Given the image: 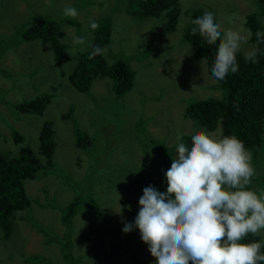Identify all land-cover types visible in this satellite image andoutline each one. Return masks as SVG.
Masks as SVG:
<instances>
[{"label":"rangeland","instance_id":"rangeland-1","mask_svg":"<svg viewBox=\"0 0 264 264\" xmlns=\"http://www.w3.org/2000/svg\"><path fill=\"white\" fill-rule=\"evenodd\" d=\"M66 6L75 7L78 15L65 18ZM138 6L139 0H0V153L15 156L18 147L26 145L43 161L38 134L45 120L54 142L51 166L23 182L30 206L16 212L19 218L13 220L7 240L0 230V264H44L33 258L36 254L68 264L60 254L67 232L60 217L70 203L78 204L67 239L76 264H135L127 258L130 253L155 264L139 230L122 231L125 223L134 221L145 187L161 193L167 188L159 146L149 138L172 158L183 143L181 135L203 131L221 138L219 126L207 131L183 117L189 102L222 95L205 60H193L194 46L182 40L188 13H214L222 30L245 38L238 52L245 56L255 49L245 15L257 13L264 25V11L259 14L253 0H177L180 14L174 31L168 32L165 14L139 16L133 12ZM102 19L110 28L109 41L101 47L106 50L101 54L105 65L122 60L133 72L130 88L119 97L109 76H94L86 92L75 90L68 79L81 54L92 48L90 23ZM42 20L56 23V37L66 53L61 63H56L49 43L25 37L29 25ZM76 36L85 43H74ZM44 94L50 101L41 115L12 109ZM77 130L90 140L85 148L75 146ZM13 131L23 137L21 143L13 141ZM258 159L251 154L255 181L247 188L259 195L264 191V145ZM257 235L264 245V230Z\"/></svg>","mask_w":264,"mask_h":264},{"label":"clouds","instance_id":"clouds-1","mask_svg":"<svg viewBox=\"0 0 264 264\" xmlns=\"http://www.w3.org/2000/svg\"><path fill=\"white\" fill-rule=\"evenodd\" d=\"M62 14L75 18L78 11L66 6ZM191 24L195 26L192 35L199 32L209 45L219 41L211 68L213 77L223 80L229 72H237L236 54L245 38L237 31L222 30L212 12H205ZM98 27L97 22L90 23L91 29ZM255 35L258 42H264V32ZM74 43L84 44L85 40L76 36ZM105 51L93 46L89 58ZM257 51L246 53L245 60H254ZM254 175L251 152L237 137L216 138L195 132L190 147L182 142L177 145L171 166L164 173L166 191L145 187L134 221L125 223L122 231L138 229L155 264L264 262L262 243L241 242L249 234L264 230V191L258 195L247 188Z\"/></svg>","mask_w":264,"mask_h":264},{"label":"trees","instance_id":"trees-1","mask_svg":"<svg viewBox=\"0 0 264 264\" xmlns=\"http://www.w3.org/2000/svg\"><path fill=\"white\" fill-rule=\"evenodd\" d=\"M259 14L264 11V0H253ZM139 16L158 17L165 14V26L168 32L175 29L177 18L180 10L177 6V0H139V6L133 11ZM189 24L186 26L182 40L194 46L192 59H204L207 73L216 81V87L222 91L219 98L208 97L189 102L183 112L184 118L196 120L207 131H212L216 126L220 128L221 137L235 136L243 142L245 148L249 150L254 158L259 162L258 154L262 153L264 145V136L262 135L264 126V42H258L255 33L264 32V25L259 22L257 13L250 12L245 15L244 25L251 33L249 40L255 44L257 55L254 60H245V56L240 53L236 54L238 71L229 72L223 80H217L213 77L211 68L214 64L217 44L209 45L206 39L199 35L191 34V29L195 27L191 20L202 16L204 13L200 9L189 11ZM99 27L94 30L93 46L107 44L109 41V23L107 19H102L98 23ZM56 23L50 20L38 21L31 24L24 32L26 39L37 38L42 42L49 43L53 52L56 63H61L66 53L64 46L57 39ZM92 48L86 55L81 54L79 60L68 79L75 90L86 92L89 83L94 76H109L113 80V92L117 97L125 93L131 86L133 72L128 65L122 61H116L110 66H106L101 55L89 58ZM50 101V95L44 94L31 100L19 102L12 105L14 111L20 113H33L41 115L45 105ZM50 122L43 121L38 134V153L43 157L41 161L34 152L26 145H20L15 156H6L0 153V230L2 237L7 240L13 230V220L19 218L16 216L17 211L25 210L30 206L23 182L32 180L35 172L39 169L44 170L51 166V155L54 149V142L51 137ZM136 125H138L136 123ZM76 131L75 146L85 148L90 144L88 136ZM15 143H21L23 137L13 131L11 133ZM192 135H181L183 143L188 147L191 146ZM148 140V138H147ZM149 140L156 146L157 152L161 154L162 166L168 170L171 166L172 157L168 155L162 145H157L155 140ZM263 143V144H262ZM253 161V165H254ZM255 169V167L253 166ZM255 181V177L252 178ZM78 206V204H77ZM73 203H70L63 209L64 215L60 217L61 223L66 226L67 232L61 238V243L65 249L60 248L61 257L68 264H76V260L71 255L68 242V229L71 218L74 216L73 210L77 209ZM21 218V217H20ZM258 235L249 234L241 242H257ZM55 238V236H53ZM53 237L49 236L50 239ZM54 240V239H53ZM264 253V248H261ZM135 264H147V261L136 259L132 253L129 254ZM34 259L42 261L44 264H55L49 262L43 256L36 254ZM191 264V261L189 262ZM264 264V262H258Z\"/></svg>","mask_w":264,"mask_h":264}]
</instances>
